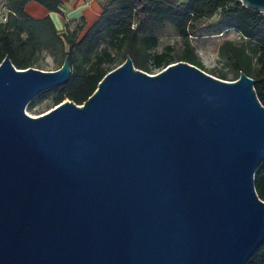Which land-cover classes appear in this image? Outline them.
I'll return each mask as SVG.
<instances>
[{"label":"water","instance_id":"95a60500","mask_svg":"<svg viewBox=\"0 0 264 264\" xmlns=\"http://www.w3.org/2000/svg\"><path fill=\"white\" fill-rule=\"evenodd\" d=\"M71 73L69 55L0 64V264H247L264 244L256 80L128 57L82 105L26 112Z\"/></svg>","mask_w":264,"mask_h":264},{"label":"trees","instance_id":"16d2710c","mask_svg":"<svg viewBox=\"0 0 264 264\" xmlns=\"http://www.w3.org/2000/svg\"><path fill=\"white\" fill-rule=\"evenodd\" d=\"M6 1L10 13L0 23V64L9 56L18 69L34 67L36 56L46 49L58 62V69L65 57L70 56L71 77L66 84L53 89L54 107L67 99L82 105L104 76L128 57L136 68L148 73L179 61L205 70L189 37L195 33L197 20L213 18L216 22L208 26V34L235 29L255 43L252 50L256 54V66L244 46L238 48L228 42L225 46L230 45L237 57L235 68L256 80V94L264 105V12L247 7L240 0H104L102 14L84 33V18L73 27L68 24L59 31L49 16L35 19L25 10L30 1H36L50 12L62 13L64 0ZM167 24L185 39V50L180 55L169 51L151 52L159 45L160 33ZM218 77L227 80V74H218ZM47 94L45 91L38 97L43 100ZM255 186L264 200V161L255 173ZM247 264H264V244Z\"/></svg>","mask_w":264,"mask_h":264},{"label":"rangeland","instance_id":"374dc122","mask_svg":"<svg viewBox=\"0 0 264 264\" xmlns=\"http://www.w3.org/2000/svg\"><path fill=\"white\" fill-rule=\"evenodd\" d=\"M0 23L5 22L4 17H8L9 9L6 0H0ZM216 18L211 20H197L194 23L195 33L189 37V42L195 47V52L204 65V71L218 77V74H227V80H234L239 77L240 71L235 68L237 57L230 50L231 43L235 47L246 48L245 52L252 59L253 66H256V54L253 52L252 45L238 30L232 29L221 34H208V26L214 24ZM168 48H171L168 50ZM185 50V39L181 37L175 28L169 24L165 26L159 36V45L151 52L169 51L171 54L177 56ZM33 64L34 67L43 70H56L58 62L53 55L46 49H43L36 56ZM248 57L246 60H250ZM161 70H155L151 74L159 73ZM220 78V77H218ZM222 79V78H221ZM226 80V79H224ZM55 95L53 89L48 90V94L42 100L38 96L29 103L26 112L32 116H38L48 112L54 107L52 98Z\"/></svg>","mask_w":264,"mask_h":264},{"label":"crops","instance_id":"0c3cea01","mask_svg":"<svg viewBox=\"0 0 264 264\" xmlns=\"http://www.w3.org/2000/svg\"><path fill=\"white\" fill-rule=\"evenodd\" d=\"M104 0H64L63 12H50L36 1H30L26 5V12L35 19L50 17L56 28L63 31L68 24L71 27L81 18H84L85 27L83 33L100 17L103 12Z\"/></svg>","mask_w":264,"mask_h":264},{"label":"built area","instance_id":"2783aa9c","mask_svg":"<svg viewBox=\"0 0 264 264\" xmlns=\"http://www.w3.org/2000/svg\"><path fill=\"white\" fill-rule=\"evenodd\" d=\"M0 15H1V11H0ZM5 21L7 20V17H4Z\"/></svg>","mask_w":264,"mask_h":264}]
</instances>
